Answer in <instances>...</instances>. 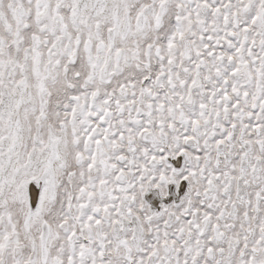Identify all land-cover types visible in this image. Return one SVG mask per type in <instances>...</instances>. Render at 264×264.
Returning a JSON list of instances; mask_svg holds the SVG:
<instances>
[{
  "label": "snow or ice",
  "instance_id": "1",
  "mask_svg": "<svg viewBox=\"0 0 264 264\" xmlns=\"http://www.w3.org/2000/svg\"><path fill=\"white\" fill-rule=\"evenodd\" d=\"M0 264H264V0H0Z\"/></svg>",
  "mask_w": 264,
  "mask_h": 264
}]
</instances>
